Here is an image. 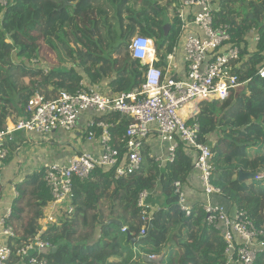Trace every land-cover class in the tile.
I'll list each match as a JSON object with an SVG mask.
<instances>
[{"label": "trees", "instance_id": "obj_1", "mask_svg": "<svg viewBox=\"0 0 264 264\" xmlns=\"http://www.w3.org/2000/svg\"><path fill=\"white\" fill-rule=\"evenodd\" d=\"M86 1L89 0H13L6 9L0 7V51L5 53L7 63L0 65V130L5 128L8 117L23 115L32 95L39 93L51 99L61 91L77 90L81 74L75 68L44 72L29 67V61L38 58L44 47L61 65L81 68L92 82L116 71L118 76L111 89L114 93H127L143 82L133 75V67H115L117 60L103 57V52L118 53L122 48L128 51L129 31L136 26L143 35L154 39L157 52L164 48L169 54L177 46L181 34L178 20L175 18L165 33L164 20L156 19L167 7L174 9L170 4H177V0H105L116 12L115 27L121 32L119 39L111 40L94 38L104 29L106 20L102 27L89 18L81 19ZM220 5V11L214 13L215 25L230 27L234 45L245 44L253 30L259 41L257 51L250 56L245 48L241 49L243 58L233 70L243 87L230 91L220 103H202L196 117L198 141L207 143L208 136L216 134L211 147V182L237 211L244 212L264 231V179L257 181L239 174H264V78L259 76V69L264 66V0H221ZM132 8L139 10L138 19L132 18ZM125 12L128 15L123 17ZM5 39H10L11 44H6ZM117 42L120 44L115 45ZM12 52L28 66L14 64ZM136 65L135 68L140 67ZM20 78L24 83H19ZM101 119L111 125V145L124 155L126 118L114 114ZM13 145V141L6 144L8 156L0 173L11 161ZM192 168V158L179 144L173 162L164 169L146 152L142 169L125 178L96 169L86 179H75L69 199L74 210L42 233V239L53 246L42 256L48 264H222L225 244L219 232L206 224L201 205H194L187 217L177 204L174 183H185ZM45 170L33 172L14 186L17 195L11 214L4 220L13 228V251L36 235L38 221L52 201L44 180ZM143 191L148 193L145 211L149 212L155 203L158 209L152 214L151 228L141 237L144 209L137 206V201ZM2 193L0 182V199ZM152 256L157 262L144 259ZM113 257L119 260L109 262ZM13 263L19 264L15 257L11 259ZM254 264H264V252Z\"/></svg>", "mask_w": 264, "mask_h": 264}, {"label": "built area", "instance_id": "obj_2", "mask_svg": "<svg viewBox=\"0 0 264 264\" xmlns=\"http://www.w3.org/2000/svg\"><path fill=\"white\" fill-rule=\"evenodd\" d=\"M11 1L0 0V7L6 9ZM179 4L177 18L185 30L178 41L185 67L182 76H169L156 67V50L152 40L136 35L129 41L128 53L133 60L146 66L144 81L139 88L111 96L98 86L81 82L74 93L61 91L51 99L36 93L28 99L23 115L0 130V167L8 156L6 144L13 141L14 133L39 138L49 137L57 131L72 133L78 129L79 121L85 114H90L84 126L87 140L98 139L100 145L98 153H76L63 162L45 167L44 180L52 201L41 221L43 230L14 251L11 247L13 242L10 243L14 237L13 228L0 220V264H11L12 257L19 264H48L42 255L51 251L53 246L41 235L61 216L73 212L69 199L74 180L86 179L96 169L112 171L116 178H125L140 171L145 163L144 146L155 133L163 144L164 155L150 156L151 159L161 165L172 163L179 144L192 158V171L196 173L201 194L206 199L201 205L206 224L219 232L225 244L222 264H254L258 255L264 252V231L257 228L248 215L236 209L229 213L210 204L209 199L221 196V192L211 182V147L198 141L195 103H220L230 91L243 87L233 72L243 58V48L231 42L228 25H215L214 13L218 9L214 7L213 0H181ZM186 10L193 17L195 32L187 29L188 24L184 21ZM258 41L257 34L255 42ZM5 43L11 44L10 39H5ZM167 58L171 60L172 56ZM259 76L264 78V66L259 69ZM190 105L192 108L187 113L188 118H185L181 111ZM114 114L128 119L122 136L126 149L124 155L111 145V125L101 119ZM96 131H100L98 137ZM263 178V175L256 176V179ZM174 192L178 196L180 211L189 217L192 207L187 202L183 184L175 182ZM147 199L148 193L141 192L137 206L146 209ZM145 209L141 217V237L145 236L153 219L152 211Z\"/></svg>", "mask_w": 264, "mask_h": 264}, {"label": "crops", "instance_id": "obj_3", "mask_svg": "<svg viewBox=\"0 0 264 264\" xmlns=\"http://www.w3.org/2000/svg\"><path fill=\"white\" fill-rule=\"evenodd\" d=\"M180 1L181 0H177V4L171 3L170 5H172L174 9L167 7L165 10L167 11L168 9L169 12L167 13L166 11H163L160 14V16L162 17L159 16L156 18L159 21L164 20L165 25L163 29L165 33H168V31H170L171 25L173 24V20H174V19L171 20L170 18V11H175L177 7L179 8ZM220 2L221 0H213L214 7L218 9L217 12H219L221 8ZM84 5H85V8L82 10L84 11L86 9L84 12L85 15H83L81 19L89 18L90 20L94 22L101 23L102 27L104 26L102 22L106 20V25L104 26V29L102 28V30H100L98 35H96L94 38L102 37V38L111 40V38L117 37V39H119L121 32L115 27L116 19L114 18V16L116 15V12L106 3L105 0H89V1H86ZM90 8L92 10H90ZM138 11L139 10L136 8L133 9V13H131L132 18L138 19L137 17ZM127 15H128L127 12L122 14L123 17H126ZM151 17H153V14L151 15ZM176 19L180 23L177 17ZM184 19H185L184 21H186V23L188 24L187 29L189 31L195 32L194 26L192 25L193 17L190 11L188 10L185 11ZM108 26H110V28H108ZM143 27H144V24H143ZM180 27H181V33L183 35L185 31L183 29V23L182 24L180 23ZM116 29L117 31L114 32V30ZM251 32H253L252 35L245 38L246 39L245 44L238 45L243 49L245 48L249 56L254 54L257 51V47H256L257 45L255 42V36L257 35V32L254 30ZM114 33H117V34H114ZM129 34L131 36L127 38V41H126L127 45L129 44L130 39L136 35H142V36L147 37L146 34L144 35L142 34V31L138 26H136L135 28H132L129 31ZM150 39L152 40L153 47L156 50L154 39L152 38ZM118 44H120V42H117L115 45H118ZM102 55L103 57H106V58L116 59L117 64L115 65V67H123L126 65L127 67H133V69H131L133 72V75L139 76L138 81L139 80H141L142 82L144 81V74L146 71V66H143V64H141L140 62L133 60L130 57L128 51H125L124 48H122L118 53H110V51H105L103 52ZM170 55L172 56L171 60L167 58ZM244 57L246 60L247 55H244ZM48 58L50 61L48 60ZM182 58L183 57H182L180 45L179 43H177V46L169 54L166 53L164 48L161 49L159 52L156 51L155 57H154L155 59L154 65L160 68L163 73L169 76L179 77V76H182L185 72L184 62ZM47 60L49 61V63L47 62L49 65L47 72L51 70H57V69H62L64 70V72H67L75 68L76 72L79 75L81 74L80 75L81 79L79 83L85 82V83L98 86L102 88L105 93L111 96H115L116 94H119V93H114L111 89V86H112L111 84L115 81L116 77L118 76L116 71H113L111 75H106V76L103 75V77L97 82H92V79L88 77L81 68H77L76 66L71 67V65L68 63H63L61 65L57 61V58H55L54 55L52 56V59H50V57L47 56V53H45V56H42L40 58V62L44 63ZM149 60L150 59H148L147 61ZM22 62L23 64L20 62L21 63L20 65H24V66L27 65L26 61L23 60ZM136 64H139L140 67L135 68L137 67ZM37 69H40V68H37ZM131 70L128 69L129 72ZM20 79H19V83H20ZM135 89H137V87H135L134 89H132L131 91L127 93H130ZM202 103H207V102H201L197 104L195 103L197 115L200 112V107ZM190 108H192V105L187 106L183 111H181L182 112L181 115L185 118H188L187 113H189ZM19 117H21L20 114L18 116L13 115V116L8 117L5 120V126L10 125L11 120H16ZM89 118H90V114H85L81 117L79 124H78V129L72 132L71 135H69L68 140H66L65 138L64 140H60V141L56 139L55 140L52 139L51 136L54 135L56 132L50 135L49 137H43V138H39L34 135L33 136L27 135L24 133H14L13 134V144L14 145L12 147V158L8 164L3 166V168L1 169V173H0V182H1V185L3 186V193L0 199V220L1 219L5 220L11 214V206L17 195L14 186L17 183L23 182L24 179L28 175H31L35 171L48 167L51 164L63 162L66 159L75 155L76 153H80V152L98 153L100 151V145H99L98 139H94L92 141L87 140V134H85L84 126ZM127 124H128V119H126V126ZM97 133L99 134L97 135ZM96 135H97L96 137H98L100 135V131H96ZM211 137H212V134L208 136L207 143H206L208 146L210 143L211 145L210 147H212L216 141V139H214L213 141ZM151 138L149 139L150 141L147 142L146 145L144 146V150H143L144 158H145L146 152H147L149 159H151L150 156L164 155V147H163V144L158 141V134L155 133ZM151 160L157 163L161 169H164L167 165V164L161 165L154 159H151ZM259 175L264 176L263 173H260ZM263 179L255 178V180L257 181H261ZM182 184H183V191L187 198V202L192 208L196 204L202 205L203 203L206 202V199L201 194L202 192L200 188L201 184H200L199 179L197 178L196 173L191 171L187 177L186 182ZM156 196H157V192H155V197ZM209 202L211 205L220 207L229 213L235 211V207L232 205V203L227 201L222 196H212L209 199ZM157 209H158V206L156 205V203L150 205V210L152 211V213H154ZM45 211L46 212H44V216H45V213L46 214L48 213L47 209H45ZM42 219L38 221L37 233L43 230V226L41 225ZM115 260L117 261L119 260V258L113 257L109 260V262H113Z\"/></svg>", "mask_w": 264, "mask_h": 264}, {"label": "rangeland", "instance_id": "obj_4", "mask_svg": "<svg viewBox=\"0 0 264 264\" xmlns=\"http://www.w3.org/2000/svg\"><path fill=\"white\" fill-rule=\"evenodd\" d=\"M177 9H179L178 7L175 9V11H170V18H171V20H173V19H175L176 17H177ZM166 11V10H165ZM167 13L169 12L168 11V9H167V11H166ZM165 12V13H166ZM248 16V15H247ZM160 17H162V16H160ZM114 34H117V33H114ZM181 35V34H180ZM44 51H41V53H40V56L38 57V58H35V59H31L29 62L31 63V65H29V67L30 68H40V69H43V71L44 72H46L47 70H48V67H49V65H48V63H49V58H48V60L46 61V62H44V63H42V62H40V58L42 57V56H45V53H47V56L48 57H50V59H52V56L54 55L52 52H50V51H48L47 50V48H45L44 47ZM49 52V53H48ZM181 53H182V51H181ZM52 55V56H51ZM55 56V55H54ZM55 58H56V56H55ZM11 59H12V62L14 63V64H17V65H20L21 63L23 64V59L21 58H18L17 56H15V53L14 52H12L11 53ZM22 60V61H21ZM52 61V60H51ZM21 62V63H20ZM48 62V63H47ZM0 65L1 66H6L7 65V63H6V55H5V53L1 50L0 51ZM58 71H61V72H64V70H62V69H57ZM21 83H24L23 82V80L22 79H20V84ZM69 135H71V133H67V132H62V131H57L54 135H52L51 136V138L52 139H56V140H64V138L66 139V140H68L69 139ZM212 140L214 141V139L216 138V134H212ZM209 146H211L210 145V143H209ZM153 259H157L156 257L155 258H153Z\"/></svg>", "mask_w": 264, "mask_h": 264}, {"label": "water", "instance_id": "obj_5", "mask_svg": "<svg viewBox=\"0 0 264 264\" xmlns=\"http://www.w3.org/2000/svg\"><path fill=\"white\" fill-rule=\"evenodd\" d=\"M239 90V89H238ZM240 174V177H243V178H253L254 177V179L256 178V176L255 175H242L241 173H239ZM151 228V225H149V229ZM144 259H146L147 261H149V262H157V260L156 259H152V258H150V257H144Z\"/></svg>", "mask_w": 264, "mask_h": 264}, {"label": "clouds", "instance_id": "obj_6", "mask_svg": "<svg viewBox=\"0 0 264 264\" xmlns=\"http://www.w3.org/2000/svg\"><path fill=\"white\" fill-rule=\"evenodd\" d=\"M124 232V231H123ZM152 257H154V256H152ZM151 258V257H150ZM155 258V257H154Z\"/></svg>", "mask_w": 264, "mask_h": 264}]
</instances>
